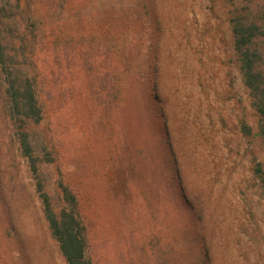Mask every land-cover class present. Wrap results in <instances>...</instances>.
Masks as SVG:
<instances>
[{"label":"rangeland","instance_id":"rangeland-1","mask_svg":"<svg viewBox=\"0 0 264 264\" xmlns=\"http://www.w3.org/2000/svg\"><path fill=\"white\" fill-rule=\"evenodd\" d=\"M7 1L0 31L17 47ZM30 2L22 16L35 5L42 20L43 113L26 120L0 99V264H66L38 181L55 212L62 187L74 196L93 264H264V185L253 174V158L264 172V143L231 1Z\"/></svg>","mask_w":264,"mask_h":264},{"label":"trees","instance_id":"trees-1","mask_svg":"<svg viewBox=\"0 0 264 264\" xmlns=\"http://www.w3.org/2000/svg\"><path fill=\"white\" fill-rule=\"evenodd\" d=\"M29 1V2H28ZM229 25L233 36V49L237 57L243 83L252 96V105L259 116L258 134L264 143V2L262 0H230ZM28 2V3H27ZM24 3L30 0H16L12 15L18 27L20 36L17 47H9L3 43L0 31V99L4 101V108L15 110L23 119L38 122L43 113V107L37 97L34 79V38L36 30L41 27L42 20L34 13L22 16ZM0 5V8L5 7ZM31 6L28 7V10ZM39 9L37 7V13ZM39 14V13H38ZM7 22L0 15V30L7 28ZM242 133L249 134L250 128L240 121ZM28 133L22 132L19 138L23 154L30 163L31 170L37 172L36 160L32 154ZM253 174L257 181L264 185V172L261 163L253 158ZM37 191L41 201L44 217L54 236L59 250L66 264H93L85 242L84 226L82 225L76 208L74 196L62 187L61 200L64 202L58 212L50 204L48 195L42 191L41 182H37ZM63 186L62 183H60Z\"/></svg>","mask_w":264,"mask_h":264}]
</instances>
